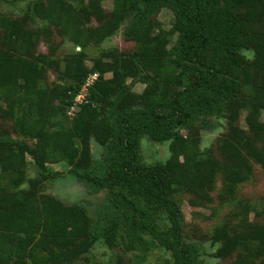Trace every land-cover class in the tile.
<instances>
[{"label":"trees","instance_id":"1","mask_svg":"<svg viewBox=\"0 0 264 264\" xmlns=\"http://www.w3.org/2000/svg\"><path fill=\"white\" fill-rule=\"evenodd\" d=\"M77 1L72 5L45 0L31 7L46 31L54 27L81 49L72 68L64 72L68 83L55 84L46 96L39 87L42 69L27 60L30 45L17 22H0L2 113L14 120L22 138L32 140L30 146L22 142L8 146L0 137V173L24 165L25 154L38 169L33 178L19 173L12 181L16 191L0 189V264H79L95 240L113 239L116 214L109 225L100 220L92 224L81 205L36 199L46 179L61 175L48 172L44 165L56 156L71 166L68 173L77 181L93 192L106 189L112 196L113 209L122 210L127 223L129 250L134 243L144 244L141 234L147 233L170 252L171 264H194L192 247L179 236L180 212L173 194L185 184L210 192L219 174L224 184L218 196L226 197L250 172L249 158L264 169V156L254 146L264 145V122L249 115V135L236 126L239 110L246 105L242 88L264 92V0H110L108 12L99 5L107 0ZM161 8L172 13L168 33L175 35V43L170 48L162 30L152 36L150 19ZM89 17L95 25L82 27L81 19ZM122 23L123 36L134 42L135 51L109 50L103 54L111 59L108 64L94 61V70L87 69L84 50L101 43ZM245 49L252 51L249 64L240 54ZM171 68L189 80L180 86L179 79L169 75ZM93 71L96 78L87 87L84 102L66 118L65 110ZM126 78L144 83L141 93H132ZM257 101L264 109V98ZM207 117L225 120L218 158L211 148L200 152L196 147ZM178 130L186 131L182 140ZM142 136L157 143L172 141L163 163L137 164ZM90 138L104 149L99 161L89 157ZM22 180H27L26 189H19ZM137 201L145 208L136 206ZM146 208L161 210L169 228L150 227ZM238 229L230 232L221 226L212 232L216 256L233 255L234 264H264V223L241 222Z\"/></svg>","mask_w":264,"mask_h":264},{"label":"rangeland","instance_id":"2","mask_svg":"<svg viewBox=\"0 0 264 264\" xmlns=\"http://www.w3.org/2000/svg\"><path fill=\"white\" fill-rule=\"evenodd\" d=\"M84 2V0H82ZM35 2L44 3L45 0H0V22L2 20L16 21L23 34V40L30 45L29 56L26 57L29 62L36 64L42 69V79L39 87L45 92L59 83L66 82L64 72L73 66V59L80 48L70 42L67 37L59 36L54 27L47 31L44 25L31 13V7ZM68 4H77V0H65ZM104 12L111 9L110 0L99 3ZM154 26L152 36L158 30H162L167 38L166 48H170L175 43V35L168 33L172 23V13L167 8H161L151 19ZM81 25L84 28L95 25L92 18L81 19ZM122 23L119 28L110 36L105 38L96 46L92 45L84 50V65L89 70H94L93 62L98 64H108L111 59L103 54L109 50H116L117 53H126L135 51L134 42L126 40L123 36ZM243 62L249 64L252 60V51L249 49L241 50ZM173 71V73H172ZM90 73H95L90 72ZM89 73V74H90ZM174 75L179 79V85H183L189 79L179 70H169V75ZM109 74H104L108 77ZM125 84L134 94L141 93L145 84L138 78L130 80L125 79ZM242 96L246 103L239 110L236 126L242 129L246 134H250L248 127V116L255 115L257 119L264 122V109L261 107L257 97L264 98V92L260 93L256 87L242 88ZM73 105L65 110V117L68 118L76 110V107L84 102L78 97ZM49 103L43 106L48 107ZM4 105L0 104V137L12 146L13 142H22L32 145V140L22 138L19 134L14 120L3 115ZM38 113V112H37ZM205 128L199 131L197 149L201 152L206 148H211L213 155L218 158V145L225 132V120L223 118L207 117ZM185 130H178L179 140L185 136ZM177 140V143L181 141ZM172 141L153 142L147 136H142L138 140L137 164L142 166H152L163 163L169 156V147ZM264 156V145H254ZM89 157L91 160L99 161L104 149L90 138L88 141ZM24 165L15 166L12 171L5 174L0 173V189L4 192H14L16 188L12 186L13 179L20 173L24 178H33L38 176V169L33 164L28 155H24ZM251 170L245 175V179L236 184L231 194L226 197L218 196L223 187L222 177L217 174L213 181L210 192L201 191L190 184H185L173 194L180 212L179 236L181 242L189 244L192 249L194 264H234V257L230 255L227 258L216 256L217 244H212L210 236L212 232L225 226L228 231L239 230L241 222L264 223V169L249 158ZM48 172H60L61 175L53 179H46L36 192V199L40 197H50L60 202L64 206L81 205L85 209L90 222L93 224L100 220L103 224H111L113 214L118 217V223L114 227L113 239L109 243H104L101 239L95 240L87 252L83 253L77 260L79 264H171L172 257L170 252L161 246L147 233L141 234L144 244L134 243V248H127L128 236L124 218L121 216L122 210H114L113 198L106 189H100L93 192L88 186L77 181L70 173L71 167L59 157L48 158L44 163ZM27 180H22L19 189H26ZM136 206L145 208L141 201H137ZM146 208L145 221L150 227L158 231H166L169 228V221L161 210ZM145 211V210H144ZM130 214L134 212L129 209ZM256 212L259 215L255 217ZM130 216V215H129ZM139 220L137 214L133 215ZM129 218V217H128ZM100 222V223H101Z\"/></svg>","mask_w":264,"mask_h":264},{"label":"built area","instance_id":"3","mask_svg":"<svg viewBox=\"0 0 264 264\" xmlns=\"http://www.w3.org/2000/svg\"><path fill=\"white\" fill-rule=\"evenodd\" d=\"M96 78V73H90L88 74L85 79H84V82L83 84L81 85L80 89H79V92L77 93V95H75L74 97V101H78V97L80 99H83L84 98V95L86 93V90H87V87L90 86L92 84V82L95 80Z\"/></svg>","mask_w":264,"mask_h":264}]
</instances>
